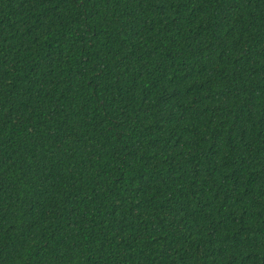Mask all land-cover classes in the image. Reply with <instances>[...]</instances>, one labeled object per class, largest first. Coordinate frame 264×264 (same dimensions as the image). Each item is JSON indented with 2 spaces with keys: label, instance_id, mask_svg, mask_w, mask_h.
I'll return each mask as SVG.
<instances>
[{
  "label": "trees",
  "instance_id": "trees-1",
  "mask_svg": "<svg viewBox=\"0 0 264 264\" xmlns=\"http://www.w3.org/2000/svg\"><path fill=\"white\" fill-rule=\"evenodd\" d=\"M0 264H264V0H0Z\"/></svg>",
  "mask_w": 264,
  "mask_h": 264
}]
</instances>
